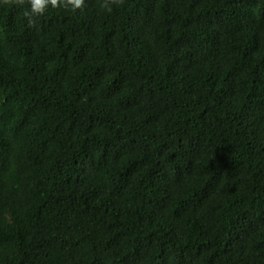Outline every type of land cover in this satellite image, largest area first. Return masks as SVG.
I'll return each mask as SVG.
<instances>
[{
  "label": "trees",
  "instance_id": "16d2710c",
  "mask_svg": "<svg viewBox=\"0 0 264 264\" xmlns=\"http://www.w3.org/2000/svg\"><path fill=\"white\" fill-rule=\"evenodd\" d=\"M0 0V264H264V0Z\"/></svg>",
  "mask_w": 264,
  "mask_h": 264
},
{
  "label": "clouds",
  "instance_id": "9594fccd",
  "mask_svg": "<svg viewBox=\"0 0 264 264\" xmlns=\"http://www.w3.org/2000/svg\"><path fill=\"white\" fill-rule=\"evenodd\" d=\"M2 2H7V0H2ZM14 2L20 6L26 5L23 15L27 18L28 23L32 24L44 16L49 8H62L74 12L77 9H82L85 0H14ZM116 2L117 0H103L101 7L110 13L112 5Z\"/></svg>",
  "mask_w": 264,
  "mask_h": 264
}]
</instances>
